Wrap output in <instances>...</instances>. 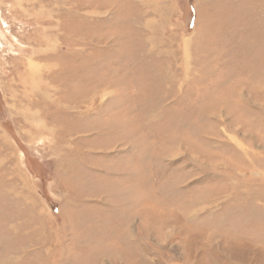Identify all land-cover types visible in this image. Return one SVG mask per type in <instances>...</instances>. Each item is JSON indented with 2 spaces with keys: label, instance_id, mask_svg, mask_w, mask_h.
<instances>
[{
  "label": "rangeland",
  "instance_id": "rangeland-1",
  "mask_svg": "<svg viewBox=\"0 0 264 264\" xmlns=\"http://www.w3.org/2000/svg\"><path fill=\"white\" fill-rule=\"evenodd\" d=\"M0 264H264V0H0Z\"/></svg>",
  "mask_w": 264,
  "mask_h": 264
},
{
  "label": "bare ground",
  "instance_id": "bare-ground-1",
  "mask_svg": "<svg viewBox=\"0 0 264 264\" xmlns=\"http://www.w3.org/2000/svg\"><path fill=\"white\" fill-rule=\"evenodd\" d=\"M29 65L32 66L31 64H29ZM35 67H36V66H35ZM35 67H34V68H35ZM31 68H32V67H31ZM35 69L37 70V68H35ZM30 70H31V69H30ZM36 70H35V71H36ZM35 71H34V72H35ZM31 72H32V70H31ZM29 75L31 76V75H33V74H29ZM34 75H35V74H34ZM30 79H31V77H30ZM25 80H26V78L24 79V81H25ZM31 80H32V79H31ZM235 140H236V139H235ZM236 143H237V142H236Z\"/></svg>",
  "mask_w": 264,
  "mask_h": 264
}]
</instances>
